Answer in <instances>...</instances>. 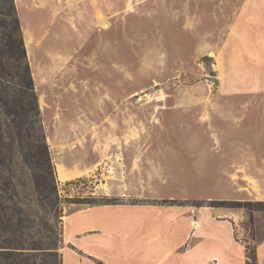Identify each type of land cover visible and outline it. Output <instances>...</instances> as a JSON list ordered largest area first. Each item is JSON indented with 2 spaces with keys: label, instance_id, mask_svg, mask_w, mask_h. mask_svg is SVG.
<instances>
[{
  "label": "rangeland",
  "instance_id": "obj_1",
  "mask_svg": "<svg viewBox=\"0 0 264 264\" xmlns=\"http://www.w3.org/2000/svg\"><path fill=\"white\" fill-rule=\"evenodd\" d=\"M15 3L48 146L15 162L6 201L30 264H63L99 220L122 237L189 225L264 264V0ZM61 163L81 177L62 181ZM102 206L168 211L82 212Z\"/></svg>",
  "mask_w": 264,
  "mask_h": 264
},
{
  "label": "trees",
  "instance_id": "obj_2",
  "mask_svg": "<svg viewBox=\"0 0 264 264\" xmlns=\"http://www.w3.org/2000/svg\"><path fill=\"white\" fill-rule=\"evenodd\" d=\"M41 121L15 0H0V264H30L31 255L22 251L30 247L25 239L29 228L22 217L16 219L23 210L6 201L8 193L17 191L15 162L21 159L29 168L36 143L47 156Z\"/></svg>",
  "mask_w": 264,
  "mask_h": 264
},
{
  "label": "crops",
  "instance_id": "obj_3",
  "mask_svg": "<svg viewBox=\"0 0 264 264\" xmlns=\"http://www.w3.org/2000/svg\"><path fill=\"white\" fill-rule=\"evenodd\" d=\"M30 44L31 42L28 41L29 50ZM61 164L64 165L61 168L67 176H70L71 172L75 170L81 171L78 168H71L65 163ZM73 177L78 176L71 175L64 179L68 182L72 181ZM130 208L168 211L142 206H102L82 212L90 214L99 210ZM176 219L179 220L180 216L174 215L167 224L176 226L177 222L179 224ZM114 225V221L99 220L76 229L71 236L67 237L68 246L63 252V264H247L245 252L235 251L233 248L227 250L225 242L223 247L220 245L218 249L213 248L210 236L189 234V225H185L180 234L176 228L173 235L162 233L144 237L139 235L118 236L112 229ZM135 242L139 243L132 250L122 252L119 249L120 246L125 249L130 248ZM167 242H169L168 245H166ZM219 242L222 243V241ZM162 244H165V247H162ZM138 254H140L139 259H136Z\"/></svg>",
  "mask_w": 264,
  "mask_h": 264
},
{
  "label": "bare ground",
  "instance_id": "obj_4",
  "mask_svg": "<svg viewBox=\"0 0 264 264\" xmlns=\"http://www.w3.org/2000/svg\"><path fill=\"white\" fill-rule=\"evenodd\" d=\"M103 27V26H102ZM108 30V29H107ZM101 165V164H100ZM88 173H90V171L88 170V171H86L85 172V174H88ZM67 175H65V172L63 171V169L61 168V166H59V177H60V179L62 180V181H65V179L64 178H67V177H70V176H67ZM114 177V176H113ZM111 180L113 179V178H110ZM109 180V179H108ZM109 182V181H108ZM101 187L103 188V189H105L106 187H108V185H101ZM193 227L194 228H200V223L199 222H194L193 223Z\"/></svg>",
  "mask_w": 264,
  "mask_h": 264
}]
</instances>
